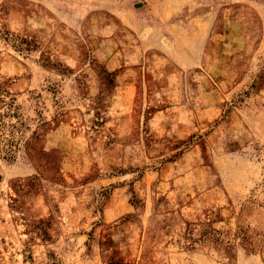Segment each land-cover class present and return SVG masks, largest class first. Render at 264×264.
I'll list each match as a JSON object with an SVG mask.
<instances>
[{
	"label": "rangeland",
	"instance_id": "374dc122",
	"mask_svg": "<svg viewBox=\"0 0 264 264\" xmlns=\"http://www.w3.org/2000/svg\"><path fill=\"white\" fill-rule=\"evenodd\" d=\"M0 264H264V0H0Z\"/></svg>",
	"mask_w": 264,
	"mask_h": 264
}]
</instances>
